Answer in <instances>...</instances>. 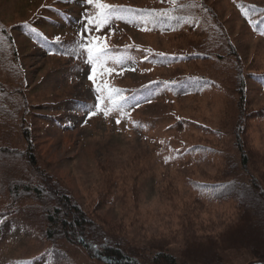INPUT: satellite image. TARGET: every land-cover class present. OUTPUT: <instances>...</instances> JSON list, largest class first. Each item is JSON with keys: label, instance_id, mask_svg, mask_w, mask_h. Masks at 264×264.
<instances>
[{"label": "rangeland", "instance_id": "1", "mask_svg": "<svg viewBox=\"0 0 264 264\" xmlns=\"http://www.w3.org/2000/svg\"><path fill=\"white\" fill-rule=\"evenodd\" d=\"M205 1L228 29L245 67L264 70V22L250 33L254 21L241 12L244 4L256 8L264 0ZM174 2L184 6L189 0H95L91 5L85 0H0V27L14 44L10 50L0 37V82L8 93H24L22 106L21 98L14 97L18 121L23 117L29 128L37 164L107 237L177 254L188 241L203 242L201 233L214 235L229 227L238 210L234 202H225L224 194L215 200L203 196L202 188L193 190L195 181L201 186L225 181L220 155L228 150L223 140L216 142L195 125L215 123L226 111L223 84L231 67L185 60L198 42L203 45L190 21L183 27L166 26L167 21L165 29L171 30L151 29L142 13L166 14ZM89 20L93 30L85 33ZM56 37L60 45L53 43ZM88 40H98L101 51L77 48L71 54L81 42L95 48ZM89 56L97 69L95 83L88 79ZM165 56L167 63L155 64ZM190 78L211 85L214 80L222 88L175 97V86ZM249 86L250 109L264 113V87ZM96 104V115L89 119L85 113ZM13 117L0 113L5 124L0 137L23 151L18 128L9 129ZM254 132V147L264 152V121ZM207 143L219 152L214 160L188 155V148ZM27 178L34 179L25 163H0V264H102L78 246L47 240L41 207L31 199L11 205L8 183ZM242 256H234L236 263L244 261Z\"/></svg>", "mask_w": 264, "mask_h": 264}, {"label": "trees", "instance_id": "2", "mask_svg": "<svg viewBox=\"0 0 264 264\" xmlns=\"http://www.w3.org/2000/svg\"><path fill=\"white\" fill-rule=\"evenodd\" d=\"M174 3L173 6L176 7L172 6L171 11H166V14L163 13L165 10L155 14L148 11L142 13L147 17L148 23H151V29H165L167 21L166 26L172 23L178 27H183L186 21H190L192 34L197 37L200 35L203 45L198 42L199 45L193 48L192 54L185 60L191 63L193 60L201 59L204 62L211 61L213 64L231 67V74L226 75L223 84L226 111L224 109L221 111L222 115L215 123H209L211 127L204 122L195 125L196 129L208 133L209 138L213 137L216 142L219 139L223 140L228 150L227 153L220 155L222 157L220 162L222 164L225 162L221 169L225 181H220L219 186H201L196 181L192 184L193 190L203 189V196L218 200L221 194H224L225 202H234L233 205L238 210L235 222L214 235L201 233L203 242L188 241L185 248L177 254L162 247L143 249L128 245L122 240H111L92 219L87 217L61 183L37 164L36 147L29 128L23 117L20 122L18 121L20 110L18 111L19 105L16 104L14 97L21 98L22 106L24 93L22 91L8 93L1 87L0 82V100L5 99L0 104V113L6 116L14 115L13 125L9 129L18 128L25 146L23 151H18L11 147L10 141H3L0 137V163L8 159L23 162L29 167L34 178L13 179L8 183L7 193L12 200L11 205H20L31 199L41 207L43 232L47 240H64L78 246L90 260L102 264H239L236 263L239 260L234 258L239 254L243 255L240 258L244 260L241 264H264V152L254 147L257 136L254 131L257 130V124L264 121V113L262 110H253L249 107V82L251 85L264 87V70L245 67L239 48L232 42L228 29L219 21L218 14L205 0H189L184 6L178 2ZM196 4L198 9L194 11L192 8ZM237 6L239 7L237 9L241 8V5ZM241 12L248 21H254L253 26L249 25L250 33L253 28L259 29L258 26L264 22L263 5L255 8L248 5L245 7L244 4ZM136 16L138 18L139 13H136L135 18ZM0 37L2 44L11 50L14 44L3 26L0 27ZM167 61L168 58L165 56L154 62L161 65ZM211 69L213 70V66ZM206 77L208 76H204ZM191 79L184 80L180 84L182 86H175L173 95L184 98L196 96L201 93L200 91L215 92L217 87L222 88L221 84L215 83L214 80L211 85L201 79L200 82L198 80L192 82ZM0 126L5 124L0 123ZM2 137H7V133ZM212 147L208 143L192 146L187 149L190 151L188 155L193 157L201 153V161L207 158L214 160L217 157L215 152L218 151Z\"/></svg>", "mask_w": 264, "mask_h": 264}, {"label": "snow or ice", "instance_id": "3", "mask_svg": "<svg viewBox=\"0 0 264 264\" xmlns=\"http://www.w3.org/2000/svg\"><path fill=\"white\" fill-rule=\"evenodd\" d=\"M94 2H95V0H85V3L87 5H91ZM99 7L103 8V7H105V5L101 4V5H99ZM87 23H88L89 27L84 29L85 33H87L88 31L93 30L92 27H91L92 21L89 20V21H87ZM99 26H100L99 24L95 25V27H99ZM53 43H55L56 45H60L62 43V41H61L60 37H56L55 41ZM92 44H95L96 47L95 48H88L86 45L83 44V42H81L80 44H78V45H76L75 47L72 48L71 54L75 55L76 51H77V48L82 50V51H88V52L95 51V52L99 53V51H101V49L99 48V41L98 40H88V45H92ZM65 54L68 55L69 53H65ZM88 63L92 64V75H90L88 77V79L90 81H92L93 83H95L97 69H96V65L93 63V57L92 56H89ZM97 107H99L98 104L94 105V108L90 109L88 112H86L85 115L90 119L92 116L96 115V110L95 109ZM131 107L135 108L136 105H132ZM125 115H127V113H125ZM116 123L119 124V123H121V121L117 120Z\"/></svg>", "mask_w": 264, "mask_h": 264}]
</instances>
